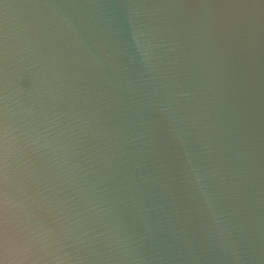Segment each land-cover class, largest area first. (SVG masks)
Returning <instances> with one entry per match:
<instances>
[{
	"label": "water",
	"instance_id": "water-1",
	"mask_svg": "<svg viewBox=\"0 0 264 264\" xmlns=\"http://www.w3.org/2000/svg\"><path fill=\"white\" fill-rule=\"evenodd\" d=\"M0 264H264V0H0Z\"/></svg>",
	"mask_w": 264,
	"mask_h": 264
}]
</instances>
